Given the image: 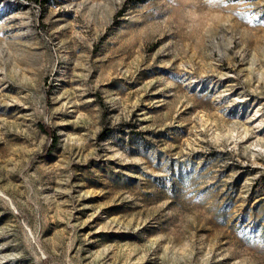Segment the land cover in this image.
Here are the masks:
<instances>
[{"label": "rangeland", "instance_id": "1", "mask_svg": "<svg viewBox=\"0 0 264 264\" xmlns=\"http://www.w3.org/2000/svg\"><path fill=\"white\" fill-rule=\"evenodd\" d=\"M0 264H264V0H0Z\"/></svg>", "mask_w": 264, "mask_h": 264}, {"label": "trees", "instance_id": "2", "mask_svg": "<svg viewBox=\"0 0 264 264\" xmlns=\"http://www.w3.org/2000/svg\"><path fill=\"white\" fill-rule=\"evenodd\" d=\"M39 129L41 130V132L48 134L49 136H51L52 139H55L56 136L52 133V131H50L47 127L44 126H40Z\"/></svg>", "mask_w": 264, "mask_h": 264}]
</instances>
